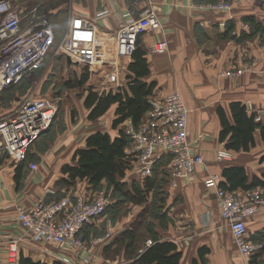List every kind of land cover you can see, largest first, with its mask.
<instances>
[{
  "label": "crops",
  "instance_id": "crops-1",
  "mask_svg": "<svg viewBox=\"0 0 264 264\" xmlns=\"http://www.w3.org/2000/svg\"><path fill=\"white\" fill-rule=\"evenodd\" d=\"M259 1L240 0L228 13L207 14L198 9L197 0H87L85 8L81 3L75 4L77 12H70V20L73 17L89 20L99 34L109 35L114 34L122 20L138 16L146 7H151L160 18V30L147 32L139 39L138 47L145 52L144 57L149 68V74L143 81L154 84L151 95L154 98L161 99L172 92L181 95L189 110V141L204 158V165L197 170V180L191 184L182 178L173 177L169 166L167 167L171 181L164 186L167 194L163 211L169 221L164 229L157 227L158 221H154L163 240L173 242L181 251L180 264H192L195 259L199 262L201 250L207 251L202 256L206 264H245L236 251L228 226L219 218L214 192L205 189L204 180L209 175L216 174L222 185L225 182L222 171L227 166L242 168L248 178V184L253 177L260 178L264 173V160H261L264 156V134L259 129L254 131V145L248 151L231 150L230 161H218L215 158L216 151L224 144L218 140L221 131L218 110L221 109L231 121V103L240 102L246 105L251 102L264 119V32H257L253 37L246 39L238 38L241 33L250 32L247 19L252 18L256 23L263 25L264 11ZM59 9L62 10L59 7L57 11ZM222 21L225 25L221 27L219 22ZM229 25L233 26V29L227 32ZM245 25L248 27L245 28ZM161 39L168 42V49L165 54L158 55L152 52L151 48ZM130 62L132 58L123 61L120 68L119 81L122 86H126V77L131 74L127 69ZM245 67L249 69L237 77L223 74L227 70L236 71ZM109 69L105 66L100 72L88 74L85 88L100 93L102 83H106ZM109 84L115 90L118 89L115 83ZM84 97L85 92L80 96V105L85 111L83 118L79 116L77 119L78 116H75V123L72 112L67 111L63 115L62 121L67 133L59 137V144L46 152L45 148L50 145V141L46 140L44 149L31 150L28 163H35L36 171H31L25 164L18 173V165L10 163L7 159L0 161V264H8L6 252L8 243L12 241H16L19 255L30 258L33 262H132L125 258L123 251L111 258L105 255L106 245L91 246L90 240L93 238L90 225L83 230V240L92 251L95 248L98 253L93 251L92 261L87 263L84 259L87 255L83 252L74 255L49 245L32 242L16 223L18 207L27 208L41 199L50 201L60 198L58 196L61 195L69 196L74 201V196L78 193H86L88 196L97 192L85 180L75 181L69 186L62 182L66 178L62 168L73 165L72 157L75 151L85 148L86 139L90 135L101 131L114 138L121 129V124L117 129L111 126L115 118V105L103 116L89 120V110L83 104ZM16 172L19 176H16ZM128 172L129 170L122 181L127 180ZM17 177H20L18 183ZM104 184L106 183L103 182L102 186ZM245 191L248 190L238 189L235 192L241 195ZM246 227L249 239L261 242L264 246V208L247 219ZM126 228L121 229L119 233ZM251 263L264 264V248L252 257Z\"/></svg>",
  "mask_w": 264,
  "mask_h": 264
},
{
  "label": "built area",
  "instance_id": "built-area-1",
  "mask_svg": "<svg viewBox=\"0 0 264 264\" xmlns=\"http://www.w3.org/2000/svg\"><path fill=\"white\" fill-rule=\"evenodd\" d=\"M239 2L217 0L200 2L197 6L207 14L228 13ZM30 3L0 0V95L34 73L54 44L50 14L41 12L40 2ZM259 5L264 11V0H260ZM224 25V21L219 22V26ZM160 28V18L151 7L144 8L136 17L122 20L113 35L99 34L89 20L73 17L68 35L59 49L71 62L86 64L90 75L108 66L106 83H102L100 90V93L107 92L115 90L109 83L122 87L119 81L122 62L131 59L140 37ZM83 33L91 36L88 43L81 42ZM151 49L155 54H165L168 42L158 40ZM248 69L227 70L223 74L237 77ZM58 103V99L53 97H25L2 116L0 161L7 159L14 165L26 162L31 148L50 127L59 110ZM148 103L149 110L142 123L135 127L127 119L121 124V131L129 139L125 149V156L131 164L127 178L144 179L151 175L160 159L169 157L171 175L184 179L188 184L194 183L198 168L204 165V158L189 141V110L181 95L172 92L161 99L150 97ZM245 107L247 112L255 114L256 121L262 120L251 102H247ZM231 157L232 151L224 144L215 154L218 161H230ZM26 164L31 171L37 170L35 163ZM172 184L175 186V181ZM204 187L214 192L219 218L228 226L238 255L245 264H252V257L263 251L264 246L249 239L246 223L251 215L264 208V188H254L240 195L222 187L216 174L204 180ZM109 197L108 191L103 188L88 196L78 193L74 201L69 196L50 201L41 199L30 207H18L16 223L32 242L74 255L83 252L87 255L84 259L90 263L92 250L85 244L82 233L86 226L103 217L110 205ZM111 231L109 229L105 237L92 239L90 245H108L114 237ZM151 244L149 239L146 247ZM6 254L8 264H19L16 241L8 243Z\"/></svg>",
  "mask_w": 264,
  "mask_h": 264
},
{
  "label": "trees",
  "instance_id": "trees-1",
  "mask_svg": "<svg viewBox=\"0 0 264 264\" xmlns=\"http://www.w3.org/2000/svg\"><path fill=\"white\" fill-rule=\"evenodd\" d=\"M197 1L200 3L217 0ZM59 10L57 13L48 12L51 20L60 14L62 10ZM246 22L250 27V32L241 33L238 37L239 39L250 38L257 32H264V22L263 25H260L252 18L247 19ZM232 29L233 26L229 25L227 32ZM138 44L139 40L131 57L132 62L127 66L131 74L126 77V86L102 93H98L91 88H85L84 85L89 77L87 69H85L77 81L67 84V87L70 89L83 88V92H85L83 104L89 110V120H96L103 116L113 105L116 106L115 118L111 124L113 129H117L127 119L131 120L135 127L145 119L146 113L149 110L148 100L152 97L154 84L143 81V78L149 74V68L144 57L145 52L138 47ZM3 94L4 92L0 97ZM218 111L221 126L218 140L220 143H224L226 149L235 152L248 151L254 145V131L259 129L264 134V119L256 121L255 114L247 112L245 105L242 103L233 102L230 104L231 121L227 119L221 109ZM128 145L129 139L121 129L118 130V135L114 138H111L106 132H95L86 139L84 149L75 151L72 157L73 165H66L62 168V173L66 176L62 182L64 181L69 186L74 184L75 181L85 180L96 191L105 182L109 187L113 188L115 193L120 192L123 197L133 201L136 205H144L143 210L150 207L153 208L154 215L144 225L147 234L142 239L143 241L150 239L152 242L150 246H142L143 249H141L142 247H137L136 234L132 230V227L130 228L129 226L128 229L114 235L109 244L104 248L105 255L115 245L119 244L122 246L119 252L123 251L125 258L132 261L130 264H180L181 251L178 250V247L173 242L163 240L160 233L156 230V224L154 223L157 220V227L164 229L167 221H169L166 212L163 211V205L165 195L167 194L164 186L171 181L170 172L167 168L170 159L169 157L160 159L155 164L151 175L144 179H127L126 181H122L126 175L125 173L131 166L129 159L125 156V149ZM261 160H264V156ZM28 161L29 155L26 162ZM26 162L18 164L16 167L18 173ZM17 172L16 176L18 175ZM222 177L225 179V182L221 186L229 191H236L238 189L251 190L258 187L264 188V173L260 178L253 177L251 183L248 184V178L242 168L227 166L222 171ZM19 178L17 177V183ZM58 197L62 198L64 196ZM110 206L108 207L110 208ZM139 249L141 252L138 251ZM205 252L207 251L201 250L199 252L200 261L198 262L195 259L192 264H206L204 257H202ZM19 264L46 263L40 261L33 262L30 258L19 255ZM52 264L62 263L54 261Z\"/></svg>",
  "mask_w": 264,
  "mask_h": 264
},
{
  "label": "rangeland",
  "instance_id": "rangeland-1",
  "mask_svg": "<svg viewBox=\"0 0 264 264\" xmlns=\"http://www.w3.org/2000/svg\"><path fill=\"white\" fill-rule=\"evenodd\" d=\"M19 1L23 4L30 2V4H33L34 1H38L40 2L41 12L45 13H57V7L62 9L60 14L52 19L55 40L51 51L46 55L34 73L25 77L17 85L4 92V94L0 97V118L9 111L13 110L25 97H53L58 99L59 110L57 111L51 126L43 137L40 138V140L31 148L32 151L33 149H36V151L42 150L44 149V142L49 140L50 145L45 148L46 151L47 149L49 150V148H55L59 144V137L61 135H65L63 133H67L66 129H64L65 125L62 121L63 115H65L67 111L72 112V119L76 123L77 120L75 119V116H78L77 119H79V116L80 118H83V113L85 112L80 105V96L84 91L83 88L70 89L67 87V84L77 81L85 69L88 71L87 65L83 63L75 64L73 62H68L66 54L60 51L59 46L68 35L70 28V12H77L75 4L81 3L85 8L87 6V0ZM80 40L81 42L88 43L91 40V36L83 33ZM133 177L134 176H131V178L127 179L131 180ZM103 188L108 191L110 196V205L111 203L112 205H109L110 208L108 207L106 213L99 221L90 225L91 228L89 229L91 231V237L93 239L105 237L109 229L112 230L110 232L112 235L117 233L119 234L121 229L124 227H127L126 229H128L130 226L136 234L137 247H146V242L149 239H146L145 241L142 240L147 234L144 225L149 218L154 215L153 208L150 207L143 210L144 206L136 205L133 201L123 197L120 192L115 193L113 188H110L107 184H104L103 186L101 185L97 191H100ZM121 247L122 246L119 244L115 245L109 253H106V256L115 258L119 250L122 249ZM143 247L141 249H143ZM93 251L97 250L93 248Z\"/></svg>",
  "mask_w": 264,
  "mask_h": 264
}]
</instances>
